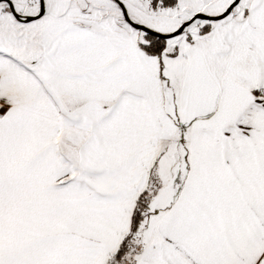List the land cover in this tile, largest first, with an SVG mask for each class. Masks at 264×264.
<instances>
[{"label":"snow or ice","instance_id":"snow-or-ice-1","mask_svg":"<svg viewBox=\"0 0 264 264\" xmlns=\"http://www.w3.org/2000/svg\"><path fill=\"white\" fill-rule=\"evenodd\" d=\"M0 264H264V0H0Z\"/></svg>","mask_w":264,"mask_h":264}]
</instances>
